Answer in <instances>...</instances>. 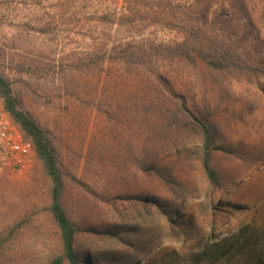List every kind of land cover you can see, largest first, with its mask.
I'll list each match as a JSON object with an SVG mask.
<instances>
[{
  "label": "rangeland",
  "instance_id": "obj_1",
  "mask_svg": "<svg viewBox=\"0 0 264 264\" xmlns=\"http://www.w3.org/2000/svg\"><path fill=\"white\" fill-rule=\"evenodd\" d=\"M121 6V0H0V72L10 80L20 108L44 128L59 152L68 184L66 207L81 230L77 249L95 259L141 254L146 264H189L205 246L215 253L234 244L233 255L238 256V248L248 242L254 256L247 261L264 264V77L251 83L234 80L219 87L214 97L219 123L213 163L230 180L221 200L229 203L232 221L219 237L209 227L196 234L192 226L187 230L196 235H177L167 229L156 207L132 197L139 180L144 196L175 201L156 178L138 179L129 172L125 145L139 136L138 120L113 121L89 106L97 92L105 111L120 104L113 86L94 76L91 68L102 56L105 39L118 36L117 27L108 30L95 23V13L119 11ZM258 28L259 42L248 47L264 69V19ZM139 30L151 40L175 36L159 27ZM125 102L133 106L137 100ZM194 146L201 143L191 139L178 150ZM173 154L175 150L164 156ZM181 164L180 182L191 190V206L176 208L191 220L189 215L199 214L207 180L196 158L183 155ZM51 186L41 164L26 176L0 175V238H10L0 252V264H48L59 254V230L49 212ZM108 229L119 238L95 231ZM150 240L160 244L155 253L141 251ZM232 262L246 264L235 257Z\"/></svg>",
  "mask_w": 264,
  "mask_h": 264
},
{
  "label": "trees",
  "instance_id": "obj_2",
  "mask_svg": "<svg viewBox=\"0 0 264 264\" xmlns=\"http://www.w3.org/2000/svg\"><path fill=\"white\" fill-rule=\"evenodd\" d=\"M121 2L119 11L95 13L94 22L108 30L117 27L118 36L114 39L110 34L105 39L102 56L99 61L92 62L95 67L91 68L94 76L104 77L113 86L117 91L114 99L120 104L116 109L105 111L97 92L89 106L113 121L116 118L129 120V117L138 120L136 132L141 130L139 136L134 143L131 139L125 145L129 172L138 179L156 178L160 188L169 192L175 201L170 203L157 194L144 196L139 180L134 182L133 199L147 207H156L158 215L166 220L167 229L177 235L189 236L191 232L187 229L192 226L196 234L209 227L219 237L233 218L228 216L229 203L221 200L230 180L213 163L219 123L214 97L224 84L234 80L251 83L264 77V69L248 47L259 42L258 25L264 19L261 13L264 0ZM147 27H159L175 36L169 40H151L139 30ZM0 99L26 139L35 146L44 173L52 183L49 212L59 230L60 252L48 264H146L147 259L141 254L135 257L111 253L104 260L77 249L81 230L70 218L66 207L68 184L54 142L44 128L20 108L10 80L1 72ZM129 99L137 102L128 106L125 101ZM191 139L200 142L201 146L178 150ZM171 150L176 154L164 156ZM183 155L197 159L207 180L202 201L198 204L199 214L189 215L191 220L182 218L176 208L180 205L189 210L191 206V190L186 182H180ZM174 156L176 159L172 162ZM205 223L207 225H203ZM95 231L119 238L112 229ZM134 231L139 232L137 228ZM9 240L8 236L0 238V252ZM156 243L151 240L143 243L141 251L148 249L155 253V248L160 245L158 240ZM248 245L246 242L238 248V256L233 255L234 244L215 253L205 246L191 256L189 264H233L234 257L250 264L248 256L253 257L254 252H249Z\"/></svg>",
  "mask_w": 264,
  "mask_h": 264
},
{
  "label": "built area",
  "instance_id": "obj_3",
  "mask_svg": "<svg viewBox=\"0 0 264 264\" xmlns=\"http://www.w3.org/2000/svg\"><path fill=\"white\" fill-rule=\"evenodd\" d=\"M39 165L35 146L0 104V175L26 176Z\"/></svg>",
  "mask_w": 264,
  "mask_h": 264
}]
</instances>
